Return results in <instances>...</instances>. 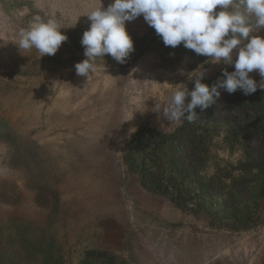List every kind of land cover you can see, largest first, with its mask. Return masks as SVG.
Segmentation results:
<instances>
[{
  "label": "rangeland",
  "instance_id": "obj_1",
  "mask_svg": "<svg viewBox=\"0 0 264 264\" xmlns=\"http://www.w3.org/2000/svg\"><path fill=\"white\" fill-rule=\"evenodd\" d=\"M110 3L0 0V264H264V199L253 228H213L205 215L148 192L125 161L138 130L172 133L184 125L169 122L163 108L177 88L192 90L189 74L204 68L205 83L234 65L212 63L183 42L165 46L141 14L126 22L135 50L124 63L105 55L89 77L77 75L76 63L86 58L87 13ZM37 15L65 26L68 39L54 55L17 44ZM250 76L261 79L256 70ZM219 91L210 105L216 119L239 117L233 122L245 128L251 94ZM248 134L250 155L258 156L260 142ZM180 143L194 160L187 134ZM219 148L206 177L226 163L238 167L241 152Z\"/></svg>",
  "mask_w": 264,
  "mask_h": 264
},
{
  "label": "clouds",
  "instance_id": "obj_2",
  "mask_svg": "<svg viewBox=\"0 0 264 264\" xmlns=\"http://www.w3.org/2000/svg\"><path fill=\"white\" fill-rule=\"evenodd\" d=\"M141 14L165 46L175 48L183 42L186 49L212 63L234 65L233 71L224 68V79L212 86L202 82L204 68L189 74L194 89L177 88L163 108L169 122H193L198 118L197 106L207 109L219 97L220 88L230 94L239 89L245 95L264 90V36L257 34L264 30V0H112L107 8L87 13L91 23L81 39L86 58L76 63L77 75L89 77L96 71L97 58L105 55L124 63L135 50L126 22ZM63 28L57 18L37 15L20 30L17 44L23 52L35 48L41 57L54 55L68 39ZM254 70L260 81L250 76Z\"/></svg>",
  "mask_w": 264,
  "mask_h": 264
},
{
  "label": "trees",
  "instance_id": "obj_3",
  "mask_svg": "<svg viewBox=\"0 0 264 264\" xmlns=\"http://www.w3.org/2000/svg\"><path fill=\"white\" fill-rule=\"evenodd\" d=\"M220 77L224 79L219 73L205 83L212 85ZM244 103L245 128L233 122L240 120L239 117L216 119L210 106L203 111L197 106L198 118L193 122L185 120L175 132L138 130L126 149L129 170L140 176L148 192L170 198L184 212L205 215L213 228L230 231L253 228L261 220L258 212L264 199V90L258 88L251 94L250 102ZM248 107H252L255 116ZM248 133H254L260 142L258 156L250 155L253 138H248ZM184 134L191 142L189 155L195 156L194 160H190L180 143ZM216 146L220 147L217 151L225 149L229 154L238 149L241 158L238 167L226 163L206 177L203 171ZM211 184L220 185L221 190L214 192ZM220 196L228 200L220 203L216 200Z\"/></svg>",
  "mask_w": 264,
  "mask_h": 264
}]
</instances>
